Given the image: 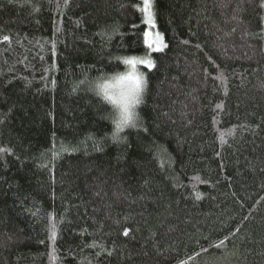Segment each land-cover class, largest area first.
Instances as JSON below:
<instances>
[{
  "label": "trees",
  "instance_id": "16d2710c",
  "mask_svg": "<svg viewBox=\"0 0 264 264\" xmlns=\"http://www.w3.org/2000/svg\"><path fill=\"white\" fill-rule=\"evenodd\" d=\"M142 8L0 0V264H264V0H152V54ZM145 56L117 133L93 83Z\"/></svg>",
  "mask_w": 264,
  "mask_h": 264
},
{
  "label": "snow or ice",
  "instance_id": "6c2138e0",
  "mask_svg": "<svg viewBox=\"0 0 264 264\" xmlns=\"http://www.w3.org/2000/svg\"><path fill=\"white\" fill-rule=\"evenodd\" d=\"M142 12L144 13V23L151 28H155L156 24H155V19H154V13L152 11L151 0H143ZM151 36H152L151 32H148V31L144 32V37H145L144 43L146 44L147 49H155L156 52H160L164 48L167 47V44L164 43L163 37L160 35L159 32L155 34L154 39H151L150 38ZM5 39L7 40L8 38L5 37ZM123 63L125 65L130 66L132 71L128 72L125 75H120L117 78L118 83L122 85L126 81L131 82L133 85V91L135 92V96L132 98L130 102L128 100L127 95L124 96V104H125L124 112L122 114L121 119L115 124L117 133L122 131L125 127H129L130 123H131V127L136 126V123L132 121V114L128 111L129 103H131L132 105L140 103V96L143 95L146 84H147L146 75L137 70V65H142L149 70L155 68L154 61L151 59L131 58V59L123 60ZM111 87H112L111 84H104L100 88V91L106 100L110 102H115V97L109 91ZM113 138L115 139L116 137L114 136ZM51 231H52V239H55L56 238V225L55 224L52 225ZM124 235L127 236L128 233L125 232Z\"/></svg>",
  "mask_w": 264,
  "mask_h": 264
},
{
  "label": "clouds",
  "instance_id": "9594fccd",
  "mask_svg": "<svg viewBox=\"0 0 264 264\" xmlns=\"http://www.w3.org/2000/svg\"><path fill=\"white\" fill-rule=\"evenodd\" d=\"M120 76L119 72L113 74H107L102 77H97L93 83V91L96 95L103 97V94L100 91V88L104 84H111L112 87L109 89L111 94L115 97V102H110L107 100L109 109H110V117L113 120L114 126L116 122H118L122 114L124 112L125 104H124V96L127 95L129 102L135 96V92L133 91V85L131 82H125L124 84L118 83V77ZM110 80V82H109ZM143 103V95L140 96V103L132 105L129 103L128 111L132 114V121L135 123L139 119V106ZM131 127V123L129 124Z\"/></svg>",
  "mask_w": 264,
  "mask_h": 264
},
{
  "label": "rangeland",
  "instance_id": "374dc122",
  "mask_svg": "<svg viewBox=\"0 0 264 264\" xmlns=\"http://www.w3.org/2000/svg\"><path fill=\"white\" fill-rule=\"evenodd\" d=\"M142 1V3H143V0H141ZM151 3H152V0H151ZM147 26V31L148 32H151L152 33V36L150 37L151 39H154L155 38V34L158 32V30L156 29V28H151V27H149L148 25H146ZM161 35V34H160ZM162 36V35H161ZM163 41H164V39H163ZM165 43V42H164ZM147 47V46H146ZM164 50V49H163ZM162 50V51H163ZM148 51H149V54H152V53H154V52H156L155 51V49H148ZM161 52V51H160ZM136 59H148V56H145V57H142V58H136ZM143 68H145L144 66H142V65H137V70L139 71V72H142L143 71ZM130 71H132V69H131V67L129 66V68H128V70H127V73L128 72H130ZM126 73V74H127ZM125 75V74H124ZM109 82H110V80H109Z\"/></svg>",
  "mask_w": 264,
  "mask_h": 264
}]
</instances>
